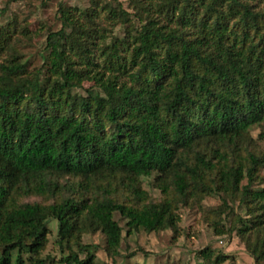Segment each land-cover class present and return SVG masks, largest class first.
<instances>
[{"label": "trees", "instance_id": "obj_1", "mask_svg": "<svg viewBox=\"0 0 264 264\" xmlns=\"http://www.w3.org/2000/svg\"><path fill=\"white\" fill-rule=\"evenodd\" d=\"M131 2L134 14L102 10L127 25L123 38L100 32L95 2L61 7L39 68L0 28V264H54L43 256L51 220L69 250L57 264H97L83 237L101 233L119 255L116 214L127 235H178L180 208L211 195L246 207L247 220L215 230L264 264V151L250 146L254 127L264 141V0ZM214 253L200 252L202 264L228 261Z\"/></svg>", "mask_w": 264, "mask_h": 264}, {"label": "rangeland", "instance_id": "obj_2", "mask_svg": "<svg viewBox=\"0 0 264 264\" xmlns=\"http://www.w3.org/2000/svg\"><path fill=\"white\" fill-rule=\"evenodd\" d=\"M93 2L102 16V19H98L102 23L100 32L105 29V34L109 38L115 36L123 38L128 31L127 25L119 21L116 23L107 21L102 10L104 6L108 4L116 6L118 2L124 10L134 14L137 9L131 4V0H0V28H9L10 35L6 48L16 54H22L26 60L29 59L32 68L41 67V57L48 53L46 50L48 34L63 27L60 8L73 10L72 12L76 9L87 10L94 8ZM66 32L69 41L78 33L73 27H66ZM80 45V41L77 40L75 48H80ZM88 86L89 84L86 85ZM250 133L252 136L250 146L257 151H264V141L259 138L260 129L254 127ZM261 175L264 176V170ZM154 177L144 178V188L154 201H159L161 194L153 187ZM257 187L264 188V181L258 183ZM25 202L40 203L43 200L30 197ZM246 211V207L241 205L237 198L222 195L206 196L188 207L180 208L181 222L178 235L172 230L152 233L140 230L127 235L126 221L116 214V221L124 229L119 255L116 257L108 255L105 250L106 240L101 233L84 235L83 244L96 247L97 264H202L203 260L199 253L205 249L214 251L215 255L228 256L225 264H255L237 233L219 235L215 230V224H221L226 230L233 229L238 218L247 220ZM48 228L49 243L43 256L50 257V260L57 264L61 256L66 255L69 250L66 246L61 248L57 243V221L51 220ZM16 255L17 253L14 256Z\"/></svg>", "mask_w": 264, "mask_h": 264}]
</instances>
